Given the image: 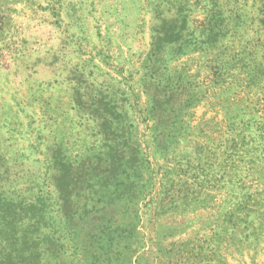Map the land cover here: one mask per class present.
Wrapping results in <instances>:
<instances>
[{
  "label": "rangeland",
  "instance_id": "rangeland-1",
  "mask_svg": "<svg viewBox=\"0 0 264 264\" xmlns=\"http://www.w3.org/2000/svg\"><path fill=\"white\" fill-rule=\"evenodd\" d=\"M0 264H264V0H0Z\"/></svg>",
  "mask_w": 264,
  "mask_h": 264
}]
</instances>
